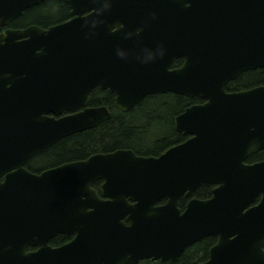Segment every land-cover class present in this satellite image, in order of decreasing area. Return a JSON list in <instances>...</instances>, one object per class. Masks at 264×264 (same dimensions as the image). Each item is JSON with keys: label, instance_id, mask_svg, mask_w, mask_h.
<instances>
[{"label": "water", "instance_id": "water-1", "mask_svg": "<svg viewBox=\"0 0 264 264\" xmlns=\"http://www.w3.org/2000/svg\"><path fill=\"white\" fill-rule=\"evenodd\" d=\"M43 1L0 0V26ZM64 1L67 20L0 32V264L176 261L208 235L219 238L201 264H264V160L246 161L264 149V84L226 88L264 68V0H175L169 9L167 0ZM180 55L186 62L171 69ZM95 86L116 93L123 111L157 93L205 101L176 116L191 136L159 156L120 148L42 174L25 169L33 154L111 117L104 105L48 115L88 104ZM101 175L110 200L90 186ZM204 182L216 184L212 196L183 210L181 196ZM58 203L81 211L68 221L76 237L53 248L43 215Z\"/></svg>", "mask_w": 264, "mask_h": 264}, {"label": "trees", "instance_id": "trees-1", "mask_svg": "<svg viewBox=\"0 0 264 264\" xmlns=\"http://www.w3.org/2000/svg\"><path fill=\"white\" fill-rule=\"evenodd\" d=\"M69 5L64 0H45L28 8L18 16L12 26L25 27L36 23L42 26L63 21L69 17ZM244 83H264V69L246 73ZM95 98V100H94ZM112 95L105 93L102 98L93 97L92 103H112ZM192 99L176 93L147 96L128 112L115 114L109 121L97 128L77 132L60 139L49 148L47 160L56 162L80 158L97 150H111L116 147H131L143 153L157 154L170 144L185 138L174 128V115ZM262 157L264 149H262ZM204 192L207 190H203ZM216 237L208 235L188 246L176 261L145 259L139 264H201L209 257V251Z\"/></svg>", "mask_w": 264, "mask_h": 264}, {"label": "flooded vegetation", "instance_id": "flooded-vegetation-1", "mask_svg": "<svg viewBox=\"0 0 264 264\" xmlns=\"http://www.w3.org/2000/svg\"><path fill=\"white\" fill-rule=\"evenodd\" d=\"M178 3L179 2H177L175 0H173V1L167 0V1H165V9L179 8L180 6L178 5ZM185 3H187V5H190L189 2H185ZM69 9H70V14H69V17L67 19H69L72 16L70 5H69ZM87 13H85V14H87ZM67 19H65V20H67ZM7 27L20 28L18 26L17 27L16 26H12V24H11V25L6 26V27H0V32L4 31ZM45 27H48V26H45ZM186 60H187V55H180V56L174 57L173 60H172L170 68L173 69V68L181 67L186 62ZM262 69H264V68L263 67H258V68L251 69V70H262ZM251 70L244 71L237 78L231 80L226 86L227 90L228 91H241V90L248 89V88H251V87H254V86L263 85L264 83H256V84H251V85L249 84L248 85L247 83L243 82L244 78L246 77V73L251 71ZM105 93H108V94L112 95L113 98H112V103L111 104L107 105L105 103H97V104L96 103H94V104L92 103L93 97H96L97 99H99V98H102ZM166 93H175V92H166ZM157 94H161V93H157ZM162 94H165V93H162ZM176 94H179V93H176ZM179 95H182L184 97L190 98L192 100H190L183 107V109H181L179 112H177L174 115V120L173 121H174V128L175 129H176V127H175V118H176L177 115L182 113L188 106H190L192 104H195V103H202V102L205 101V99H203L201 97H189V96H185L183 94H179ZM94 100H95V98H94ZM115 100H116V93H112L108 89H103L100 86H95L91 90V100H90V102L88 104L78 106L76 109H67V108H65V109H62L59 113L50 112L48 115L51 116V117H55V118L59 119V118H62V117L73 115V114H75L77 112L84 111V110H86L89 107H96V106L104 105V106H107L109 111L111 112V117L109 119L103 121L101 123V124H103V123L109 121L118 112L119 113H121V112L125 113V112H128V111L132 110L135 106H137V105H135L132 109H130L128 111H123V110H121L120 108H118L116 106ZM99 126H97V127H99ZM97 127H95V128H97ZM176 131H177V129H176ZM82 132H85V131H82ZM72 135L73 134H71L69 136H66V137H70ZM190 136L191 135H185L184 139L170 144L169 146H167L163 150L159 151L157 154L143 153V152L135 150L134 148H131V147H116V148L111 149V150L92 151V152L87 153L85 156L80 157V158L76 157V158H72V159H68V160L65 159V160L56 161V162H52V161L49 162V160H47V154L46 153L48 152L50 147H52L55 143H57L60 140L59 139L55 143L50 145L46 150L37 152V153L33 154L31 157H29L25 161L23 166H24L25 169H27L30 172H33V173H36V174H42V173H44L45 171H47L49 169L57 168V167H60L62 165L74 162V161L87 160L91 156H93V155H95L97 153H111V152H114V151H116L117 149H120V148L133 149L135 151V153H137L138 155H155V156H159L162 153H164L167 149H169L171 146L185 141ZM63 138H65V137H63ZM261 152H262V150H259V151L255 152V153L251 154L247 158L246 161L249 162V163H254V162H257V161L264 160V155L262 157H259L260 155H262ZM111 177L114 178V180H117L115 175H111ZM3 178H5V176ZM119 179L121 180L120 176H119ZM107 182H108V177L106 175H101L100 177L93 179L91 181V184H90V186L98 193L99 197L101 199H103V200H110L111 199L110 196L105 195L104 191H103V188H104L105 184H107ZM215 187H216V184H214V183H208V182L202 183L201 185H199L194 190L193 193L188 195L187 192H185L181 196V198L179 200V206L184 210L186 208L188 202L191 199H193V198L207 199V198L211 197L212 194H213V189ZM203 190H207V191L204 192ZM130 201H132V200H130ZM166 201H167V198H164L161 201H159V203H165ZM259 201L260 200L257 199L254 203L257 204ZM62 203H64V202H62ZM88 209L90 210L91 207H89ZM75 211L77 213H79L81 211V207H79L77 204H74V203L69 204V205L68 204L58 203V204L53 205L49 210L44 212L43 216L46 217L47 219L45 218L46 222L43 223V226L47 227L48 229H50V233H51L50 236H49L48 245H50L53 248H57V247H60L62 245H65V244L71 242L76 237V235L78 233L76 231L70 230L69 228L71 226L68 224V221L74 220V217H76V220L79 218L78 214L77 215L74 214ZM215 237H216V240H215L214 244L218 241V236L215 235ZM39 248H40L39 245H36V246L29 245L27 250L28 251H36ZM137 264H139V263H137Z\"/></svg>", "mask_w": 264, "mask_h": 264}]
</instances>
